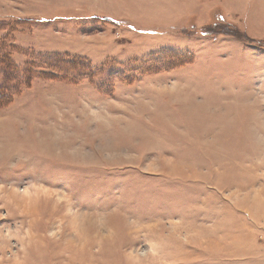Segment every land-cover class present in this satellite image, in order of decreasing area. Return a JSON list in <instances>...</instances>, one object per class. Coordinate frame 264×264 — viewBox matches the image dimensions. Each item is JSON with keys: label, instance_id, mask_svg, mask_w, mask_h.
Here are the masks:
<instances>
[{"label": "rangeland", "instance_id": "1", "mask_svg": "<svg viewBox=\"0 0 264 264\" xmlns=\"http://www.w3.org/2000/svg\"><path fill=\"white\" fill-rule=\"evenodd\" d=\"M26 263L264 264V0H0V264Z\"/></svg>", "mask_w": 264, "mask_h": 264}, {"label": "bare ground", "instance_id": "2", "mask_svg": "<svg viewBox=\"0 0 264 264\" xmlns=\"http://www.w3.org/2000/svg\"><path fill=\"white\" fill-rule=\"evenodd\" d=\"M27 264V263H26Z\"/></svg>", "mask_w": 264, "mask_h": 264}, {"label": "trees", "instance_id": "3", "mask_svg": "<svg viewBox=\"0 0 264 264\" xmlns=\"http://www.w3.org/2000/svg\"><path fill=\"white\" fill-rule=\"evenodd\" d=\"M236 34V33H235Z\"/></svg>", "mask_w": 264, "mask_h": 264}]
</instances>
